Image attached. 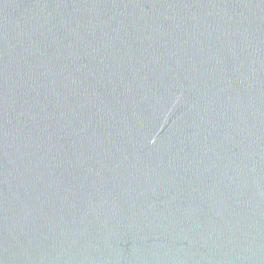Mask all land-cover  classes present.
I'll return each instance as SVG.
<instances>
[{"label":"water","instance_id":"1","mask_svg":"<svg viewBox=\"0 0 264 264\" xmlns=\"http://www.w3.org/2000/svg\"><path fill=\"white\" fill-rule=\"evenodd\" d=\"M0 264H264V0H0Z\"/></svg>","mask_w":264,"mask_h":264}]
</instances>
